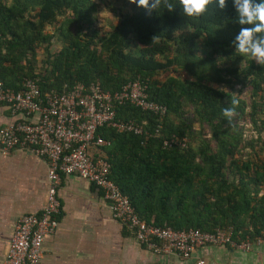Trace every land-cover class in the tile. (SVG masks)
I'll list each match as a JSON object with an SVG mask.
<instances>
[{
	"label": "trees",
	"instance_id": "trees-1",
	"mask_svg": "<svg viewBox=\"0 0 264 264\" xmlns=\"http://www.w3.org/2000/svg\"><path fill=\"white\" fill-rule=\"evenodd\" d=\"M119 1L115 24L102 30L95 0H0L2 87L18 90L32 78L42 93L76 83L112 93L144 81L164 113L127 103L114 111L145 133L96 130L107 141L100 147L107 176L136 216L173 230L230 228L232 239L263 238L264 66L236 53L242 26L233 0L198 19L186 17L178 0L172 12L151 13ZM233 94L240 103L229 120L223 109Z\"/></svg>",
	"mask_w": 264,
	"mask_h": 264
},
{
	"label": "built area",
	"instance_id": "built-area-1",
	"mask_svg": "<svg viewBox=\"0 0 264 264\" xmlns=\"http://www.w3.org/2000/svg\"><path fill=\"white\" fill-rule=\"evenodd\" d=\"M127 103L142 112L160 117L164 107L148 100L146 83L128 81L118 91H101L93 84H74L70 89L40 92L36 79L25 78L20 89L2 87L0 104L11 114L23 117L0 128L1 150H24L46 162L44 204L37 213L18 217L0 264H39L43 237L57 225L59 201L57 189L63 175L73 174L101 192L112 217L129 231L135 241L154 254L188 258L196 249L223 246L249 251L252 245L264 242L232 239L230 228L203 232L195 228L173 230L141 221L127 198L108 178L109 164L100 153L107 144L96 130L110 128L134 135L145 133L132 120L115 117L114 107ZM164 145L167 143L164 141ZM202 262L199 261V264Z\"/></svg>",
	"mask_w": 264,
	"mask_h": 264
},
{
	"label": "crops",
	"instance_id": "crops-1",
	"mask_svg": "<svg viewBox=\"0 0 264 264\" xmlns=\"http://www.w3.org/2000/svg\"><path fill=\"white\" fill-rule=\"evenodd\" d=\"M21 117L0 104V128ZM45 187L44 159L0 149V262L16 219L38 212ZM57 198V225L43 237L39 264H264V242L246 252L205 246L185 259L154 254L112 217L96 187L73 174L61 176Z\"/></svg>",
	"mask_w": 264,
	"mask_h": 264
},
{
	"label": "clouds",
	"instance_id": "clouds-1",
	"mask_svg": "<svg viewBox=\"0 0 264 264\" xmlns=\"http://www.w3.org/2000/svg\"><path fill=\"white\" fill-rule=\"evenodd\" d=\"M138 7L145 8L148 12L157 11L161 7L172 12L177 4L173 0H129ZM217 4L220 10L227 7V0H178L183 14L189 18H200L209 10V6ZM233 6L237 12V23L241 25L238 35L235 37L233 46L236 53L250 57L259 65L264 66V0L255 3L254 0H233ZM251 26V27H243ZM156 37H153V40ZM224 91V88H218ZM237 94H233L231 107L223 109L225 118L231 120L237 115L236 108L239 106Z\"/></svg>",
	"mask_w": 264,
	"mask_h": 264
},
{
	"label": "rangeland",
	"instance_id": "rangeland-1",
	"mask_svg": "<svg viewBox=\"0 0 264 264\" xmlns=\"http://www.w3.org/2000/svg\"><path fill=\"white\" fill-rule=\"evenodd\" d=\"M97 2V9L95 12V23L102 29L106 30L108 29V26L111 24H115L116 22V13L117 9L115 8L116 2L117 4H120L121 2L119 0L109 2L107 0H95ZM116 9V10H115ZM119 10L125 11V9L122 7ZM53 29V26H48L45 28V32L50 33ZM55 45V44H53ZM38 58L40 59V55H38ZM244 95V94H243ZM246 129H250L249 124H246ZM245 133L248 134L249 131L245 130ZM254 137V134L251 133ZM261 137L264 139V131L260 133Z\"/></svg>",
	"mask_w": 264,
	"mask_h": 264
}]
</instances>
